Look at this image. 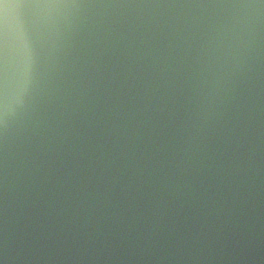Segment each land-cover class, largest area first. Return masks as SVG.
Masks as SVG:
<instances>
[{"label": "clouds", "instance_id": "obj_1", "mask_svg": "<svg viewBox=\"0 0 264 264\" xmlns=\"http://www.w3.org/2000/svg\"><path fill=\"white\" fill-rule=\"evenodd\" d=\"M262 114L264 0H0V153L21 202L90 224L119 190L158 229L172 204L239 197Z\"/></svg>", "mask_w": 264, "mask_h": 264}, {"label": "water", "instance_id": "obj_2", "mask_svg": "<svg viewBox=\"0 0 264 264\" xmlns=\"http://www.w3.org/2000/svg\"><path fill=\"white\" fill-rule=\"evenodd\" d=\"M7 2L30 5L42 0ZM261 119L264 121V114ZM15 191L10 158L0 153L3 264H264V134L259 140L254 175L241 186L239 197L225 188L212 202L172 204L160 218L158 229L154 228L151 201H137L133 208L142 215L134 216L119 190L113 197V208L102 210L90 224L83 210L74 214L57 211L55 201L47 198L21 202ZM154 231L158 238L153 237Z\"/></svg>", "mask_w": 264, "mask_h": 264}]
</instances>
